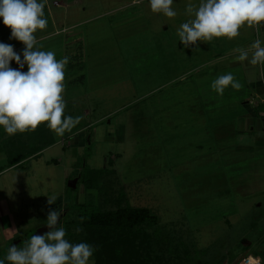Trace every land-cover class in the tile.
<instances>
[{"label":"rangeland","instance_id":"rangeland-1","mask_svg":"<svg viewBox=\"0 0 264 264\" xmlns=\"http://www.w3.org/2000/svg\"><path fill=\"white\" fill-rule=\"evenodd\" d=\"M186 4L175 0L177 16L169 19L152 13L148 0H47L48 27L36 37L75 32L82 40L78 64L67 69L81 78L66 82L65 92L81 119L63 136L52 132L56 144L38 160L0 177V258L10 245L47 232L50 210L86 202L110 210L121 189L170 236L156 252L163 264H224L264 246V139L243 130L230 136L227 125L217 138L208 127L219 114L240 115L237 103L247 98L244 88L218 96L210 87L240 70L204 65L236 41L183 46L177 30L190 19ZM10 31L0 23V42L8 44ZM57 43L54 36L40 45L52 50ZM83 164L105 172L98 190L80 184Z\"/></svg>","mask_w":264,"mask_h":264},{"label":"clouds","instance_id":"clouds-1","mask_svg":"<svg viewBox=\"0 0 264 264\" xmlns=\"http://www.w3.org/2000/svg\"><path fill=\"white\" fill-rule=\"evenodd\" d=\"M174 2L148 0L152 13L169 19L177 16ZM46 4L47 0H0V23L11 30L10 39L24 46L22 52H16L12 44L0 42V128L8 136L34 132L41 124L63 136L81 119L65 115V69L70 57L57 59L55 51L43 50L37 42L36 33L48 27ZM185 14L190 19L177 30L185 47L198 41L231 40L240 35L242 27L264 31V0H187ZM234 51L238 53L236 60L264 67V38L258 36L250 48ZM13 61L18 67L10 66ZM210 87L223 96L226 89L238 91L243 85L229 71L217 76ZM56 200L53 195L47 203L52 205ZM63 211L50 210L44 221L49 230L32 235L22 247L10 245L0 264H95L96 247L66 238L65 227L59 225ZM76 231L82 229L77 227Z\"/></svg>","mask_w":264,"mask_h":264},{"label":"trees","instance_id":"trees-1","mask_svg":"<svg viewBox=\"0 0 264 264\" xmlns=\"http://www.w3.org/2000/svg\"><path fill=\"white\" fill-rule=\"evenodd\" d=\"M55 141L44 124L34 132L18 133L8 140V162L23 167L26 159L36 157ZM81 169L78 178L84 190H98L105 172L85 164ZM126 199L121 189L112 199L114 208L110 210H100L91 202L66 206L64 211L68 210L69 214L65 213L62 223L67 231L66 238L96 247L95 264H163L161 255L156 252L171 243L170 236L160 229L159 218L150 209L132 207ZM77 227L82 231L77 232ZM17 239L19 237L14 241Z\"/></svg>","mask_w":264,"mask_h":264},{"label":"crops","instance_id":"crops-1","mask_svg":"<svg viewBox=\"0 0 264 264\" xmlns=\"http://www.w3.org/2000/svg\"><path fill=\"white\" fill-rule=\"evenodd\" d=\"M55 5H58L57 2H54ZM46 11V10H45ZM48 14V13H47ZM49 15V14H48ZM50 22H52V17ZM65 27L62 24L61 32H64ZM52 32V31H51ZM67 33V32H66ZM65 33V34H66ZM57 33H46L42 35L40 38H37L38 44H42L44 42H47L49 38L57 36L59 38V43H57L56 47L52 49V51L56 52L57 59L62 58L63 56H69L70 61L65 69V76L66 74L69 76V79L66 81L65 79V92L67 85L70 83H75L76 81H79L81 76L78 77L74 73H70L67 69H75V66L78 64L77 62V52L81 50V43L82 40H79V38L76 36V33H70L65 36H60L61 34ZM258 36L264 38V31L257 32L254 28H248V27H242L240 30V35L235 38L236 45L232 48H228L225 52L224 50L219 51L215 55H211V59H207L204 63L205 67H208L209 65L211 67L215 66L217 68L221 69L224 67L228 68H234L236 70H240V76L237 78L239 82L243 85V87L240 89L247 90V98H241L239 99V103L237 105L240 108V115H235L232 113L233 111H230V116L225 120L220 114L217 116V118L214 120L213 123L210 121V125L208 124L209 129H212L217 138H221L223 135L226 136V132H228V135H233L235 132L236 134H240V131H246L247 134H255L259 138L264 139V67L261 66H253L247 62H240L235 59V57L238 55L237 52L234 50L237 48H250V45L258 38ZM221 39V38H220ZM8 41V44H12L14 46V51L16 52H22L23 50V44L15 39H6ZM43 50H49V49H43ZM82 51V50H81ZM80 51V52H81ZM206 57H209L210 52L206 51L204 52ZM226 65V66H225ZM10 66L13 68L18 67V65L13 61L10 63ZM27 67L23 69V71H26ZM70 82V83H67ZM63 94L64 100L66 102V108H65V115H71L74 116L76 114L75 108L70 107L72 103L68 102L67 99L73 100L72 97H70V94L72 93H65ZM75 97V96H74ZM247 99V100H246ZM231 103V102H230ZM234 104V103H233ZM255 104V106L253 105ZM225 105V103H223ZM243 106V110L242 109ZM78 110V109H77ZM86 113V112H85ZM79 116V111L77 113ZM88 115V114H87ZM221 116V118L219 117ZM237 122V124L235 123ZM91 124V123H90ZM225 133L221 129H225ZM92 126H87L88 129H91ZM86 128V127H84ZM73 130V129H72ZM80 128H78L75 132H78ZM52 132V131H51ZM14 136V135H13ZM13 136H8L2 128H0V177L3 175L9 173L10 171L16 170L18 168H24L19 167L16 165H10L9 164V155L7 153V144L8 140L12 138ZM72 136H76L72 135ZM74 139V138H73ZM56 144V141L53 145ZM48 146L41 151H39L36 154V157H30L26 159L24 162V165L30 162L31 160H38L41 156V154L47 150L48 148L52 147ZM239 144H233V146L237 147ZM234 147V148H235ZM226 148V147H224ZM264 149V146H263ZM53 162V161H52ZM16 238V237H15ZM250 244V243H249ZM258 253L255 252V255L260 256L264 259V246L260 247L258 249ZM244 254H250L247 249L243 251L241 255Z\"/></svg>","mask_w":264,"mask_h":264},{"label":"built area","instance_id":"built-area-1","mask_svg":"<svg viewBox=\"0 0 264 264\" xmlns=\"http://www.w3.org/2000/svg\"><path fill=\"white\" fill-rule=\"evenodd\" d=\"M224 264H264V259L257 255L244 254L237 257L233 262H226Z\"/></svg>","mask_w":264,"mask_h":264},{"label":"water","instance_id":"water-1","mask_svg":"<svg viewBox=\"0 0 264 264\" xmlns=\"http://www.w3.org/2000/svg\"><path fill=\"white\" fill-rule=\"evenodd\" d=\"M73 182H74V180L69 181V182H68V186H69V187H74V184H72ZM44 232H46V230H44V228H43L42 230H39L37 233H41V234H43Z\"/></svg>","mask_w":264,"mask_h":264}]
</instances>
